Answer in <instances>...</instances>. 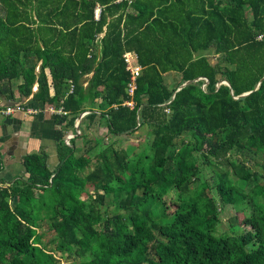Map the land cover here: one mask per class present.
<instances>
[{
	"label": "trees",
	"instance_id": "trees-1",
	"mask_svg": "<svg viewBox=\"0 0 264 264\" xmlns=\"http://www.w3.org/2000/svg\"><path fill=\"white\" fill-rule=\"evenodd\" d=\"M0 3V101L32 96L60 110L56 166H45L44 153L26 155L27 177L0 190V264H57L61 250L75 264H264V164L251 173L238 159L264 154V0ZM125 52L142 68L133 109L119 106L130 99ZM169 72L181 75L173 88L163 81ZM85 112L65 145L64 131ZM98 118L113 137L147 126L152 141L139 153L110 144L84 183L79 160L105 148L83 128ZM211 160L221 168L209 184L191 168ZM208 187L236 211L242 228L231 236L207 228ZM105 194L118 196L120 213L109 218L92 207ZM47 224L59 234L54 248L41 244Z\"/></svg>",
	"mask_w": 264,
	"mask_h": 264
},
{
	"label": "rangeland",
	"instance_id": "rangeland-1",
	"mask_svg": "<svg viewBox=\"0 0 264 264\" xmlns=\"http://www.w3.org/2000/svg\"><path fill=\"white\" fill-rule=\"evenodd\" d=\"M4 12H5L4 9L0 7V16H3ZM30 15H31V19L36 18V14L30 12ZM247 18L248 20H251V15L247 14ZM216 58H217V55L215 56L210 55L211 63H215ZM180 77L181 75L179 73L169 72L163 75V81L169 88H173L180 81ZM84 79H83V83L85 82V84H87V82ZM223 83H224V80L220 81L218 85L223 84ZM85 84L83 85L85 86ZM204 84L201 86L202 88H204ZM101 121L102 122L98 123L97 126L92 127L91 130H89L86 134H87V137L90 139H100L102 143L105 144V148L103 147V145H101L102 147L98 146L94 152L88 155V157L80 159L78 162L80 176L84 178V183H86L85 177L88 174H90L97 165L105 164L106 161L103 160V158L105 157L104 153L106 152L105 154L108 156L107 153H109L108 147L110 144H112L113 148L116 150L123 151L126 149H130L134 153L135 152L139 153L143 149H146V146H149L152 141L151 129L147 126H142L131 134L122 135L119 137H113L108 132H104L106 130L105 119ZM78 134L80 135V133ZM147 151H148V155L150 156L152 153V150L150 148H147ZM238 159L242 161L243 163H245V167L251 173L257 172L259 174H263V171L260 165L264 164V154L247 153L245 157L241 156ZM202 160L203 159L200 158L199 162L202 163L201 162ZM210 163L211 165H208V166L202 164L203 166L196 165L191 168V170L193 171V174L196 173L195 171H197V168H199L201 172L200 173L201 179H202L201 181H204V182L207 181L209 184L212 183L211 178L213 177V173L216 171H220V168H221L216 165L217 163H215L214 160H211ZM50 165L52 166V164ZM201 181L196 183L194 187L201 185ZM112 185L115 186L116 184L112 183ZM206 193L210 195V197L213 199L215 203V209L210 210L209 212V214L212 216V219L209 221L207 228H211V227L214 228L216 234L219 236H231L235 232V227L242 228V226L238 223V220L236 218L237 217L236 211L231 205L222 206L220 204L218 195L216 194L215 190L212 189V187L206 188ZM89 194L91 197H93V193H89ZM81 195L84 201L88 200L86 191H84ZM44 196L45 198H49V194L47 192L44 193ZM117 202H118V196L113 195V194H105L103 204L94 203L92 204V207L94 208L95 211L99 212L100 215L103 216V218H109L118 212L120 213V211L114 205ZM87 203H90V202L88 201ZM51 230L53 229L50 224L44 225V233H41V244L51 246L54 248L57 242L59 241V237H58L59 234L56 235L55 232ZM52 255L56 260H58L57 264H75V261H73V259L69 256V254L63 250L59 252H53Z\"/></svg>",
	"mask_w": 264,
	"mask_h": 264
},
{
	"label": "crops",
	"instance_id": "crops-1",
	"mask_svg": "<svg viewBox=\"0 0 264 264\" xmlns=\"http://www.w3.org/2000/svg\"><path fill=\"white\" fill-rule=\"evenodd\" d=\"M0 7H2L1 3ZM36 71L38 72V69H36ZM89 77H91V75H89L88 78ZM50 82L51 80L49 78V83ZM83 84H85V82ZM36 90L37 85L35 84L33 86V92ZM31 98L32 96H29L27 99L17 101L16 104H21L28 109H33L35 111L33 113L15 112L6 115L3 113V107L11 104L0 101V190L9 186L17 178L27 177L25 169L21 164L22 158L26 155L39 152L44 153L46 157H41H43L45 166L50 170L58 163L55 142V132L58 126L55 125V115L59 114L60 110L48 105H37L30 100ZM100 104L102 105L103 102L98 99L95 108H93L94 112L98 114L99 111L97 107ZM86 114H88V112L82 113L80 115V120H77L78 116L75 119L73 128L64 131L65 140L70 142V139L79 135V125ZM101 120L104 119L98 118V122L96 121V124L88 128L83 126L85 133L102 122ZM104 132H107V130ZM50 164H52V166Z\"/></svg>",
	"mask_w": 264,
	"mask_h": 264
},
{
	"label": "built area",
	"instance_id": "built-area-1",
	"mask_svg": "<svg viewBox=\"0 0 264 264\" xmlns=\"http://www.w3.org/2000/svg\"><path fill=\"white\" fill-rule=\"evenodd\" d=\"M100 9L97 7L94 11L95 19L97 20L99 17ZM123 61L125 63V70L129 73V79L126 82V93L129 96V100L123 101L119 106L121 107H128L129 109H133L135 104L133 101V96L136 91V80L140 76V73L142 71L141 66L137 62V57L132 52H125L123 54ZM116 108L117 105H114ZM24 107L23 105L16 104V105H9L6 107H3V113L6 115L13 114L15 112H26V113H33L35 112L33 109H28ZM168 113V110H166ZM65 144L69 145L68 140H65Z\"/></svg>",
	"mask_w": 264,
	"mask_h": 264
},
{
	"label": "water",
	"instance_id": "water-1",
	"mask_svg": "<svg viewBox=\"0 0 264 264\" xmlns=\"http://www.w3.org/2000/svg\"><path fill=\"white\" fill-rule=\"evenodd\" d=\"M191 82H195V81H191ZM191 82H186V83H184L179 89H181L182 87H184V86H186V85H188L189 83H191ZM224 85H226V86H229V83L226 81L225 83H223ZM220 85V84H219ZM218 85V86H219ZM257 88V87H256ZM256 90V89H255ZM249 93H245V94H242V95H239V96H237L236 98H241V97H244V96H247ZM80 118H81V116H79L78 118H77V120H80ZM77 126H78V121H77Z\"/></svg>",
	"mask_w": 264,
	"mask_h": 264
},
{
	"label": "bare ground",
	"instance_id": "bare-ground-1",
	"mask_svg": "<svg viewBox=\"0 0 264 264\" xmlns=\"http://www.w3.org/2000/svg\"><path fill=\"white\" fill-rule=\"evenodd\" d=\"M224 83H225V81H224Z\"/></svg>",
	"mask_w": 264,
	"mask_h": 264
}]
</instances>
